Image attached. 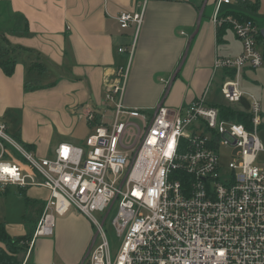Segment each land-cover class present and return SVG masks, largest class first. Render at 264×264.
<instances>
[{
    "label": "built area",
    "instance_id": "obj_1",
    "mask_svg": "<svg viewBox=\"0 0 264 264\" xmlns=\"http://www.w3.org/2000/svg\"><path fill=\"white\" fill-rule=\"evenodd\" d=\"M231 1L216 0L212 14L216 26L228 24L242 42L238 56H216L213 62V74L234 71L218 87L230 106L243 94L242 69L263 64L256 40L259 27L218 14L219 6ZM143 11L144 5L121 11L115 19L122 29L133 25L138 30ZM132 49L126 64L104 79L111 121L101 115L95 123V114L86 112L91 131L83 145L62 142L50 157H37L0 122V191L10 185L49 191L28 250L36 238L52 236L56 218L74 209L96 232L79 264H264L259 102L250 96L252 110L243 112L248 127L223 118L219 107L206 103L205 93L173 108L163 103L149 110L124 106ZM122 51L126 49L119 47ZM222 147L228 150L227 160ZM8 148L21 160L10 158ZM115 203L111 225L118 245L112 251L103 224ZM93 212H104L101 220Z\"/></svg>",
    "mask_w": 264,
    "mask_h": 264
},
{
    "label": "crops",
    "instance_id": "obj_2",
    "mask_svg": "<svg viewBox=\"0 0 264 264\" xmlns=\"http://www.w3.org/2000/svg\"><path fill=\"white\" fill-rule=\"evenodd\" d=\"M203 1L0 0V20L9 28L0 29V46L6 40L23 49L12 54L15 65L11 76L4 75L0 68V122L32 147L37 157L52 154L62 142L81 145L91 131L85 113L93 112L95 123L101 115L104 119V79L126 64L131 46L124 106L149 110L162 101L173 108L204 93L207 97L212 82L216 81L218 89L224 75L222 71L213 74L215 57L233 55L225 41L227 32H233L226 27L220 36L216 35L212 21L216 0H207L199 19ZM239 1L221 4L218 14L241 9ZM142 5L139 29L133 25L120 28L115 19L119 12L138 11ZM191 34L194 36L189 42ZM119 47L126 51L118 52ZM34 62L38 73L31 67ZM26 79L32 80L35 87L24 90ZM10 110L14 111V129L6 122ZM13 187L19 192L10 185L0 191V197L11 193ZM34 187L42 195L26 199L27 205L34 208L30 230L35 228L49 196L46 188ZM0 222L10 235H23L10 233L4 217ZM93 235L88 218L71 209L56 218L52 236L34 240L25 264H79Z\"/></svg>",
    "mask_w": 264,
    "mask_h": 264
},
{
    "label": "rangeland",
    "instance_id": "obj_3",
    "mask_svg": "<svg viewBox=\"0 0 264 264\" xmlns=\"http://www.w3.org/2000/svg\"><path fill=\"white\" fill-rule=\"evenodd\" d=\"M254 16L259 21L262 20L264 17V12H263L262 8H259L258 11L256 12V14H254ZM10 25H11V29H12L13 25L11 23H10ZM228 28H229V30H231L230 27H228ZM0 29H4L6 31V29H9V28L6 27L5 22L2 23L0 20ZM233 34H231L230 32H227V35L225 36V41L227 42V45L230 48L231 53L233 54V55L227 56V57H236L242 52V42L237 38L235 39L233 37ZM0 45H2L1 39H0ZM258 48L262 53L263 52L262 51V45H260V47H258ZM34 65L37 67V68H35L34 71L38 73L39 72L38 64L36 62H34ZM239 80H240L239 88L243 92V94H242L240 101L235 103L232 106L241 110L242 112L247 113V112H250L252 110L253 99L250 96H252L255 101L259 102L261 123L258 127L257 134H258L261 142L264 145V57H263V64L261 66H259L257 68H250L247 66L244 67L240 73ZM205 99H206L207 104L214 105L217 107L229 105L226 102V100L223 98V95L220 93L219 89H217L216 81L212 82L211 91L209 92V94L207 95V97ZM15 112L18 113V111H16V110H15ZM13 115H14V111L10 110L9 111V121L10 122L12 120ZM111 118H112V113L109 111H106V113L104 115L105 121H108ZM9 121H6V122H8L7 125L11 126V128L14 129V127L16 125V121L11 122V124ZM109 121H111V120H109ZM130 121L135 122L136 120L132 119ZM6 132L9 135H12L21 146H24L27 150H29L26 147L27 144H25L22 140H20L16 135L12 134L7 128H6ZM83 144H84V142L81 145H83ZM8 151H9V157L10 158H15L16 160H21V156L17 152H15L13 149L8 148ZM29 151L35 155L33 148H31ZM219 151L222 155V158L224 160H227L228 150L222 147L219 149ZM51 155H52L51 152L50 153L48 152L44 157H50ZM35 156H37V155H35ZM224 162L225 161H223V163ZM38 190H39V188L32 186V187L25 188V190L22 192H17V189L13 187L10 190L11 193H8L6 196L1 195L2 198L0 197V200H1L0 208L2 209V211H0V213H1L0 217H4V220L8 223V230L10 233H14V235H16L15 233L26 234V233L30 232L31 224H32V221L34 219V217H33L34 208L32 205H30V206L27 205L26 199L31 200V198L33 196L36 197L37 195H42V193L38 192ZM45 193L46 192H44V194H43L42 200L45 199V196H46ZM115 208H116V203L112 207L111 211L109 212V214H108V216L105 219V222L103 224V228L106 232V235H107V238L109 240L110 247H111L112 251L115 248H117V245H118V239L116 237L115 230H114L113 226L111 225V219L115 214ZM93 214L96 218L101 220L104 212H93ZM22 215H24L25 219H22V217H23ZM19 231H21V232H19ZM28 253H29V250H28V246H27L26 251L24 253L21 252L20 254H18L17 260L20 261V264L22 262H23L22 264L26 263Z\"/></svg>",
    "mask_w": 264,
    "mask_h": 264
},
{
    "label": "trees",
    "instance_id": "obj_4",
    "mask_svg": "<svg viewBox=\"0 0 264 264\" xmlns=\"http://www.w3.org/2000/svg\"><path fill=\"white\" fill-rule=\"evenodd\" d=\"M238 3L241 4V9L228 11L226 14H230L238 20H251L256 24L261 30L264 27V17L262 20L256 19L254 14L258 11L259 8H262L264 12V0H253L252 2H248L247 0H240ZM228 28V24H222L220 26H216V35L220 36L222 30ZM257 42L262 45V55L264 57V40L259 32L257 36ZM3 46H0V68L4 75L11 76L14 71L15 59L12 56L14 51L23 50L17 46L10 45L6 40H3ZM32 69L35 70V65H31ZM234 71H225L224 76H233ZM34 83L32 80L24 81V90H30L34 88ZM221 111V115L223 118H226L231 121H236L248 125L247 123V114L237 111L235 107L226 105L219 107ZM248 127V126H247ZM26 147L30 150L32 147L26 145ZM7 187V186H6ZM19 192L25 190V188H18ZM44 205V204H43ZM43 208V207H42ZM33 230L30 232L20 235L13 236L10 235L5 227L3 222H0V242L3 244V247L0 246V264H20V261L17 260L18 254L21 252H25L26 248L29 244V241L32 237Z\"/></svg>",
    "mask_w": 264,
    "mask_h": 264
},
{
    "label": "water",
    "instance_id": "obj_5",
    "mask_svg": "<svg viewBox=\"0 0 264 264\" xmlns=\"http://www.w3.org/2000/svg\"><path fill=\"white\" fill-rule=\"evenodd\" d=\"M206 2H207V0H204V1H203V4L201 5V8H200V10H199V19H200V17H201V14H202V11H203V9H204V7H205ZM195 33H196V32H194V34H195ZM260 33H261V36H262V38H263V40H264V28H262V29L260 30ZM194 34H191V36H190V38H189V42H190V40L193 38ZM189 42H188V43H189ZM187 47H188V45H187ZM186 50H187V48H186ZM186 50H185V52H184V54H183L182 60H181V62H180V65L182 64V62H183L184 59H185ZM179 67H180V66H179ZM175 74H176V72H175ZM175 74H173V76L171 77V79H170V81H169V85H170V83L172 82V80L174 79ZM168 87H169V86H168ZM166 91H168V88H167ZM165 94H166V92H165ZM165 94H164V95H165ZM160 104H162V101L159 102L158 105H160ZM95 237H96V232H94V235H93L92 241H91V243H90V245H89V247H88V249H87V251H86V253H85V255H84L83 259H82V261L88 256V254H89V252H90V249H91V247H92V245H93V242H94ZM82 261H81V262H82ZM81 262H80V263H81Z\"/></svg>",
    "mask_w": 264,
    "mask_h": 264
},
{
    "label": "snow or ice",
    "instance_id": "obj_6",
    "mask_svg": "<svg viewBox=\"0 0 264 264\" xmlns=\"http://www.w3.org/2000/svg\"><path fill=\"white\" fill-rule=\"evenodd\" d=\"M5 171H8V169H5ZM14 172V170H12Z\"/></svg>",
    "mask_w": 264,
    "mask_h": 264
},
{
    "label": "bare ground",
    "instance_id": "obj_7",
    "mask_svg": "<svg viewBox=\"0 0 264 264\" xmlns=\"http://www.w3.org/2000/svg\"><path fill=\"white\" fill-rule=\"evenodd\" d=\"M27 188V187H26ZM47 200V199H46Z\"/></svg>",
    "mask_w": 264,
    "mask_h": 264
}]
</instances>
